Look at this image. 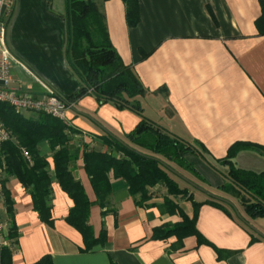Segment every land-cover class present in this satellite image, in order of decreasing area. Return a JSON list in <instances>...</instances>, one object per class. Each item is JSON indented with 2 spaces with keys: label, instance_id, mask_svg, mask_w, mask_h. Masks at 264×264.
<instances>
[{
  "label": "crops",
  "instance_id": "0c3cea01",
  "mask_svg": "<svg viewBox=\"0 0 264 264\" xmlns=\"http://www.w3.org/2000/svg\"><path fill=\"white\" fill-rule=\"evenodd\" d=\"M9 2L11 89L35 99L55 95L68 105L71 170L91 203L88 225L99 243L86 251L82 235L67 222L74 202L57 182L50 145L41 142L52 181V225L41 221L31 193L16 178H2L4 219L10 230L8 197L18 244L0 264H35L46 256L53 264H264V217H249L236 194L224 192L228 170L216 164L244 145L236 168L264 173V0H140L134 28L123 0L99 3L117 54L146 89L144 117L193 145L216 168L189 156L198 184L187 181L201 190L189 185L187 197L171 198L158 185L146 202L110 176L108 207L97 199L84 155L110 153V136L130 145L127 137L140 118L92 95L75 99L83 83L67 61V0ZM166 200L178 210H167ZM184 217L194 225L191 235H156L179 227Z\"/></svg>",
  "mask_w": 264,
  "mask_h": 264
},
{
  "label": "trees",
  "instance_id": "16d2710c",
  "mask_svg": "<svg viewBox=\"0 0 264 264\" xmlns=\"http://www.w3.org/2000/svg\"><path fill=\"white\" fill-rule=\"evenodd\" d=\"M106 1L108 0H67V61L83 83L75 99L92 95L100 103H111L122 110L133 112L140 118V123L127 137L130 145L110 136L105 139L110 153L89 151L84 155L85 169L97 199L101 206L108 207L112 192L110 176L124 181L129 186L131 195L139 197L140 202L149 200V189L158 185L164 186L171 197H187L189 191L181 189L171 176L190 186L192 184L179 175L169 162H175L181 170L196 175L195 169L186 160L187 155H191L203 160L215 171L216 168L193 145L171 135L144 117L140 99L146 95V89L134 69L124 64L110 40L105 17L99 6V3ZM139 1L123 0L130 28L140 23ZM35 116L37 117L26 120L10 107L0 105V121L13 137L12 141L0 148L3 182L5 177L16 178L31 193L34 209L41 221L52 225V181L47 171L48 163L40 157L38 149L41 142H47L53 152L57 182L74 202L67 222L79 231L86 251H90L99 241L94 238L88 225L91 203L82 185L73 178L71 164L74 158L69 150L71 139L68 127L47 115ZM246 148L244 145H235L228 156L216 161V164L228 170V183L223 187L224 192L235 193L249 217L262 218L264 173L242 171L234 164V158ZM241 195L248 199H242ZM211 197L219 203L232 205ZM165 207L171 212L178 210L169 200H166ZM6 208L10 218L7 235L9 246L0 247V261L5 255H11L18 244V232L13 224V211L8 197ZM193 228V223L184 217L183 224L179 227L167 232H157L156 235H161L163 239L174 234L189 236L193 233ZM35 264H53V261L46 256Z\"/></svg>",
  "mask_w": 264,
  "mask_h": 264
},
{
  "label": "built area",
  "instance_id": "2783aa9c",
  "mask_svg": "<svg viewBox=\"0 0 264 264\" xmlns=\"http://www.w3.org/2000/svg\"><path fill=\"white\" fill-rule=\"evenodd\" d=\"M12 16V5L9 0H0V105L10 107L16 114H43L67 124V104L55 95L35 99L29 94H23L11 89V69L13 57L6 43L8 23ZM12 134L0 122V148L12 141ZM26 158L30 157L25 152ZM3 170L0 169V182ZM6 213L4 200L0 194V247H8L7 235L9 225L4 219Z\"/></svg>",
  "mask_w": 264,
  "mask_h": 264
},
{
  "label": "rangeland",
  "instance_id": "374dc122",
  "mask_svg": "<svg viewBox=\"0 0 264 264\" xmlns=\"http://www.w3.org/2000/svg\"><path fill=\"white\" fill-rule=\"evenodd\" d=\"M139 3H140V1H139ZM139 9H140V5H139ZM189 156H191V155H187L188 158H189ZM169 164H170L171 167H173V168L176 170V172L179 173L184 179L189 180V181H191V182H193V183H197V184H198V180H197V178H196L191 172L181 170V169L177 166V164H176L175 162H169ZM171 177H172V178L178 183V185L180 186L181 189L185 188V189H190V190H191L190 186H189L185 181H183V180H181V179H179V178H176V177H174V176H171ZM241 196H242L241 198L244 199V200H247V199H248L245 195H241ZM170 197H171V196H170ZM171 198H172V197H171ZM173 198H174V197H173ZM239 205H240V206L242 205L240 201H239ZM239 216H240V215H239Z\"/></svg>",
  "mask_w": 264,
  "mask_h": 264
},
{
  "label": "water",
  "instance_id": "95a60500",
  "mask_svg": "<svg viewBox=\"0 0 264 264\" xmlns=\"http://www.w3.org/2000/svg\"><path fill=\"white\" fill-rule=\"evenodd\" d=\"M192 186L196 187V186H195V185H193V184H192ZM196 188H197V189H200L199 187H196ZM200 190H201V189H200ZM210 195H211V194H210ZM214 198H216V197H214Z\"/></svg>",
  "mask_w": 264,
  "mask_h": 264
}]
</instances>
